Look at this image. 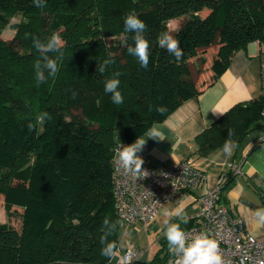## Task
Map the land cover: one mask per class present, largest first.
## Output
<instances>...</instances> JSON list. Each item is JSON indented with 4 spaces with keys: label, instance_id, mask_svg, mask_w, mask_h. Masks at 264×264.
<instances>
[{
    "label": "trees",
    "instance_id": "16d2710c",
    "mask_svg": "<svg viewBox=\"0 0 264 264\" xmlns=\"http://www.w3.org/2000/svg\"><path fill=\"white\" fill-rule=\"evenodd\" d=\"M45 4L37 8L33 0H0V196L8 214L21 208L19 229L0 222V264H119L102 254L109 242H115L114 253L121 248L112 199L115 144L136 140L214 82L238 49L264 41V0ZM133 11L147 26L146 70L127 51L134 34L125 32L124 19ZM16 15L14 36L6 40L2 32ZM162 32L180 41V62L159 46ZM53 34L61 38L63 56L56 75L45 70V80L38 82L35 65L42 58L32 37L46 42ZM208 50L211 72L200 70L197 84L189 65L197 66V59L206 64ZM104 60L112 63L100 73ZM117 72L119 105L104 91L105 81ZM262 103L259 96L227 109L196 135L197 154L243 140L260 118ZM43 112L50 118L36 123ZM29 122L36 125L32 131ZM187 220L183 230L193 224ZM158 245L150 260L127 264H166L164 236Z\"/></svg>",
    "mask_w": 264,
    "mask_h": 264
},
{
    "label": "crops",
    "instance_id": "0c3cea01",
    "mask_svg": "<svg viewBox=\"0 0 264 264\" xmlns=\"http://www.w3.org/2000/svg\"><path fill=\"white\" fill-rule=\"evenodd\" d=\"M259 45V41H252L245 48L238 49L214 82L207 85L197 96L182 102L165 119L154 123L162 131L165 140L148 139L142 151L137 153L153 166L164 165L176 159H189L194 166L205 172V181L182 202L168 204L162 211V218L180 223L181 228L187 224L179 220L176 210L181 209L184 215L188 211L197 210L199 195L215 188L219 175H224L222 203L232 213L243 217L247 232L264 240V226L258 227L255 221V212L264 208V144H260L261 119L254 122L243 140L232 141L230 155L224 152V144L206 156H200L196 152L198 145L195 141L197 134L231 106L260 96L259 69L261 61L264 60V51ZM147 134L148 131L139 137L146 140ZM231 163L238 169L232 168ZM162 236L164 235L158 234V243Z\"/></svg>",
    "mask_w": 264,
    "mask_h": 264
},
{
    "label": "built area",
    "instance_id": "2783aa9c",
    "mask_svg": "<svg viewBox=\"0 0 264 264\" xmlns=\"http://www.w3.org/2000/svg\"><path fill=\"white\" fill-rule=\"evenodd\" d=\"M260 96L264 101V60L260 63ZM261 137L264 144V103L260 108ZM118 141L112 156V199L114 212L120 225L146 226L160 216L168 204H178L206 179L204 171L189 159L171 160L167 164L153 166L144 161L148 175L140 179L125 174L116 164V150L130 145ZM232 168L238 169L234 163ZM224 175L217 178L216 187L208 189L198 198L196 213L187 217L193 224L184 229L191 235L206 232L217 240L223 264H264V240L246 231L243 217L234 214L221 201ZM145 251L126 246L114 253V261L127 264L142 258ZM177 257L168 252L166 264H175Z\"/></svg>",
    "mask_w": 264,
    "mask_h": 264
},
{
    "label": "clouds",
    "instance_id": "9594fccd",
    "mask_svg": "<svg viewBox=\"0 0 264 264\" xmlns=\"http://www.w3.org/2000/svg\"><path fill=\"white\" fill-rule=\"evenodd\" d=\"M34 6L44 8L45 0H33ZM125 32L133 33V46H128L127 51L130 55L136 57L140 65L146 70L149 65V41L144 33L146 24L142 21L135 11L130 12L124 19ZM33 47L40 53L41 60L35 65L36 79L38 82L45 80V70L51 76H55L58 72V61L63 56L62 41L58 34H53L46 42H42L39 37H32ZM158 44L161 48L166 49L171 53L177 62H180L183 51L180 47V41L174 38L168 32H162L158 37ZM49 52H55L58 55L51 58L47 55ZM112 63L111 60H104L99 65V72L104 73L106 68ZM120 73L114 74L113 78L107 79L104 83V91L106 94H111L112 103L119 105L123 103V96L120 88ZM75 95V93H73ZM163 108H158L157 111H163ZM49 113L43 112L36 116V123L43 124L46 119H49ZM36 125L29 122L27 127L32 131ZM148 138L141 139L138 137L136 141L130 145H120L116 150V164L125 174L135 177L137 180L148 175L147 170L143 169L144 160L137 155L148 139L165 140L162 131L154 124L148 130ZM231 136V133H229ZM233 142L226 141L224 152L231 154ZM168 215L167 212L164 213ZM176 216L179 220L187 224L186 215L181 209L176 210ZM255 221L257 226H264V208L258 209L255 212ZM165 230L163 235L167 241L169 251L177 257L175 264H223L222 257L219 252V245L216 239L206 232L189 235L182 228L180 223L169 222L165 220ZM104 224H109L108 219L104 220ZM115 242H109L102 249V254L107 257L114 255Z\"/></svg>",
    "mask_w": 264,
    "mask_h": 264
},
{
    "label": "rangeland",
    "instance_id": "374dc122",
    "mask_svg": "<svg viewBox=\"0 0 264 264\" xmlns=\"http://www.w3.org/2000/svg\"><path fill=\"white\" fill-rule=\"evenodd\" d=\"M20 20V17L18 15L12 17L10 19V23L4 28L2 32V37L6 40H10L15 33V27L12 25L13 23H16ZM179 23H171V25H177ZM172 36L173 34L170 33ZM262 48V51H264V41L260 42L259 45ZM205 57L207 59V62H201L200 60L197 61V66L194 65L193 62H190V76L191 78L199 84L202 81V75L199 74L200 70H204V68L207 66L209 67V59L211 56V53H209V50L204 53ZM264 55V53H262ZM205 68V74H208L210 71L209 68ZM20 211L21 208L17 207L16 210H14L12 213L8 214L5 207H4V201L3 197L0 196V222H5L13 226L14 228L19 229L20 228ZM196 213V210L188 211V214L186 217H189ZM162 213L160 216L156 217L154 220H151L147 226H143L141 224H135V225H123L121 224L118 229L119 234V246L123 249L126 246H130L133 248H139L144 252V255L142 256L143 259H146L148 257H153L157 247V236L158 234H163L164 228H165V219L162 218ZM115 259L114 255L111 257Z\"/></svg>",
    "mask_w": 264,
    "mask_h": 264
},
{
    "label": "water",
    "instance_id": "95a60500",
    "mask_svg": "<svg viewBox=\"0 0 264 264\" xmlns=\"http://www.w3.org/2000/svg\"><path fill=\"white\" fill-rule=\"evenodd\" d=\"M113 261H114V259H113Z\"/></svg>",
    "mask_w": 264,
    "mask_h": 264
}]
</instances>
